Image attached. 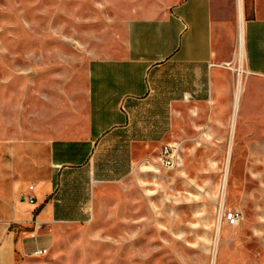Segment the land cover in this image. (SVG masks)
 I'll use <instances>...</instances> for the list:
<instances>
[{
  "label": "crops",
  "instance_id": "crops-1",
  "mask_svg": "<svg viewBox=\"0 0 264 264\" xmlns=\"http://www.w3.org/2000/svg\"><path fill=\"white\" fill-rule=\"evenodd\" d=\"M233 2L126 0L80 74L33 91L19 107L8 99L0 114V264L47 251L51 229L87 222L98 190L162 148L192 106L209 107L215 120L227 115L224 66L235 68L221 61ZM250 9L242 61L250 98L234 123L243 132L264 125V106H256L264 100V0Z\"/></svg>",
  "mask_w": 264,
  "mask_h": 264
},
{
  "label": "rangeland",
  "instance_id": "rangeland-1",
  "mask_svg": "<svg viewBox=\"0 0 264 264\" xmlns=\"http://www.w3.org/2000/svg\"><path fill=\"white\" fill-rule=\"evenodd\" d=\"M238 2L229 6L231 35L223 37L230 52L221 62L236 70L224 66L227 115L215 120L209 107L192 106L190 121L162 148L152 147L124 181L98 190L87 222L49 230L47 253L17 264H264V125L243 132L236 122L232 140L230 130ZM120 3L126 0H0V114L8 99L16 108L33 91L80 74L118 26ZM251 4L242 1L245 23ZM247 78L240 107L250 98ZM166 146L171 168L161 161ZM232 211L241 217L236 227L224 218Z\"/></svg>",
  "mask_w": 264,
  "mask_h": 264
},
{
  "label": "bare ground",
  "instance_id": "bare-ground-1",
  "mask_svg": "<svg viewBox=\"0 0 264 264\" xmlns=\"http://www.w3.org/2000/svg\"><path fill=\"white\" fill-rule=\"evenodd\" d=\"M238 9H239V14H238V35H237V51H236V61H237V74L238 76H240V74L242 73V61H243V31H244V20H243V14H242V7H241V2L239 0L238 2ZM246 74V73H242ZM241 75V76H242ZM241 87H242V83H241V79L239 77L237 84H236V95L234 98V103H233V114H232V127H231V140L233 137V133H234V123H235V119L237 117V113L238 110L240 108V97H241ZM230 150H231V141L229 144V151H228V155L230 154ZM221 206L224 205V197H222V201H221Z\"/></svg>",
  "mask_w": 264,
  "mask_h": 264
},
{
  "label": "built area",
  "instance_id": "built-area-1",
  "mask_svg": "<svg viewBox=\"0 0 264 264\" xmlns=\"http://www.w3.org/2000/svg\"><path fill=\"white\" fill-rule=\"evenodd\" d=\"M171 152H172L171 147H168V146L164 147L162 151L161 161L163 162V165L165 168L173 167V158L171 156ZM29 189L32 190V187H30ZM28 201L30 204L34 203V199L32 197H29ZM224 218L230 227L238 226L241 221L240 214L234 211L224 214ZM46 253L47 251L36 250L34 252V256L41 257V256H44Z\"/></svg>",
  "mask_w": 264,
  "mask_h": 264
}]
</instances>
